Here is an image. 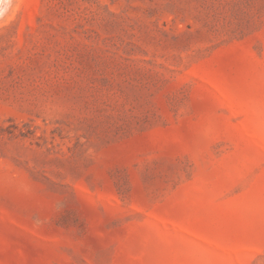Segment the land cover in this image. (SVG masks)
<instances>
[{
  "label": "rangeland",
  "instance_id": "374dc122",
  "mask_svg": "<svg viewBox=\"0 0 264 264\" xmlns=\"http://www.w3.org/2000/svg\"><path fill=\"white\" fill-rule=\"evenodd\" d=\"M0 4V264H264V0Z\"/></svg>",
  "mask_w": 264,
  "mask_h": 264
},
{
  "label": "bare ground",
  "instance_id": "6f19581e",
  "mask_svg": "<svg viewBox=\"0 0 264 264\" xmlns=\"http://www.w3.org/2000/svg\"><path fill=\"white\" fill-rule=\"evenodd\" d=\"M4 2V1H3ZM6 2H8V1H6ZM11 2V1H10ZM3 4V3H2ZM1 5V4H0ZM3 8V7H2Z\"/></svg>",
  "mask_w": 264,
  "mask_h": 264
}]
</instances>
